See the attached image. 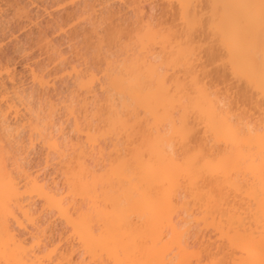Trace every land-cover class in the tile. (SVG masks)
Masks as SVG:
<instances>
[{
  "label": "bare ground",
  "instance_id": "obj_1",
  "mask_svg": "<svg viewBox=\"0 0 264 264\" xmlns=\"http://www.w3.org/2000/svg\"><path fill=\"white\" fill-rule=\"evenodd\" d=\"M3 12L0 264H264V0Z\"/></svg>",
  "mask_w": 264,
  "mask_h": 264
},
{
  "label": "rangeland",
  "instance_id": "obj_2",
  "mask_svg": "<svg viewBox=\"0 0 264 264\" xmlns=\"http://www.w3.org/2000/svg\"><path fill=\"white\" fill-rule=\"evenodd\" d=\"M25 10H26V9H25ZM3 13H4V12H3ZM30 14H32V13H30ZM10 15H12V14H9V16H6V13H4L2 17H3L5 20H8V18H10V17L13 16V15H12V16H10ZM33 15H34V14H33ZM33 15H32V16H33ZM4 16H6V17H4ZM33 17H35V16H33ZM3 18H2V19H3ZM10 20L13 21V20H15V19L12 18V19H10ZM10 20H8V21H10ZM12 21H10L11 25H12L13 22L16 24L15 21H13V22H12ZM1 22H3V21H1ZM1 22H0V28H1V27L3 28V29L1 28V30H2L4 33L0 30V31H1V32H0V34H1V35H0V47H2V49L4 48V50H5V52L3 53V54H4V57H6V56L8 57L10 54H11L10 56H14V54H17V53L19 52V50L22 48V46L25 45V38H21V37H24V35H22V34H23V31L20 29L19 25H18L19 28H18V27L16 28V25H17V24L15 25V24L13 23V26H11L10 23L7 22V21H4L5 23H2V24H1ZM6 22H7V23H6ZM3 24H4V25H3ZM6 24H7V25H6ZM5 25H6V26H5ZM7 26H8L9 28H8ZM21 26H22V25H21ZM10 27H11V28H10ZM14 27H15V28H14ZM4 28H6V29H4ZM8 29H10V31H9ZM13 29H15V30H13ZM11 30H12V31H15V34H14ZM23 30H24V29H23ZM6 32H7V33H6ZM9 32H12L13 34H12V33H9ZM21 32H22V33H21ZM3 34H4V36H3ZM7 34H9V35H7ZM6 35H7V36H6ZM11 35H12V36H11ZM14 35H15V37H14ZM16 35H17V36H16ZM19 35H20V36H19ZM8 36H10V37H8ZM19 37H20L21 39H20ZM4 38H5V39H4ZM15 38H16V39H17V38L20 39V40L18 39V43H20L21 46H18L17 40H16ZM13 39H14L15 41H14ZM20 41H21V42H20ZM6 43L9 44V45L5 46ZM21 43H22V44H21ZM23 43H24V44H23ZM16 44H17V45H16ZM8 46H9V47H8ZM14 46H15V47H14ZM5 47H6L7 51H6ZM16 47H17V48H16ZM14 51H16V53H15ZM5 53H6V55H5ZM13 53H14V54H13ZM7 54H8V55H7ZM12 54H13V55H12ZM10 56H9V57H10ZM9 57H8V58H9Z\"/></svg>",
  "mask_w": 264,
  "mask_h": 264
}]
</instances>
